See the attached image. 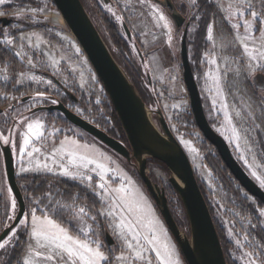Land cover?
I'll return each mask as SVG.
<instances>
[{
  "label": "rangeland",
  "instance_id": "obj_1",
  "mask_svg": "<svg viewBox=\"0 0 264 264\" xmlns=\"http://www.w3.org/2000/svg\"><path fill=\"white\" fill-rule=\"evenodd\" d=\"M85 1L91 8L90 0ZM173 1L178 9L180 7L185 12L183 14L179 9L186 17L184 25L180 28L176 26L171 10L158 0H97V4L102 14L118 22L121 30L123 22L130 27L132 38L129 39L131 48L129 55L136 60L139 67L141 66L144 75L142 85L155 98L152 106L159 105L162 108L173 133L187 152L195 174L211 192L214 201L222 205L217 216L229 242L227 247L232 259L239 264H249V256L246 253H252L253 264H262L264 248L251 236L249 225L254 223L250 215L242 214L239 209L227 202L237 201L241 192L250 203L257 206L256 197L249 194L239 182L235 185H240L241 190L225 194L226 191L219 187L216 175L204 159L202 145L206 144L211 151L216 147H211L199 127H194L193 122L196 121L183 78L181 41L184 28L188 29V20L195 15L198 5L203 8V4L209 3L206 16L198 21L195 27L197 31L189 38V42L193 43L188 49L189 59L209 117L227 140L242 166L259 185L264 187V84L257 78V74L264 73V57L252 59L249 55V52L256 55L257 50L264 51V41L261 39V30H264V2ZM249 3L252 7L248 6ZM253 11L257 12L256 17L251 15ZM0 12L7 14L5 17L16 20L11 27L27 26L17 34H7L0 38L19 63L16 66L0 62V82L12 85L9 90L0 88V107L5 109L4 116L2 114L0 117V148L7 145L4 143L6 137L10 141L8 144L11 145L14 155H17V176L39 173L67 178L81 185L87 192L95 193L99 202L94 213L85 211L75 219L72 218L74 215L69 217L86 236L79 237L47 211L44 214L40 213L39 210L43 208L45 211V207L31 197L29 219L23 220L25 223L28 222L29 228L20 263L26 264V261L32 259L33 264H58L56 260L44 259L48 252L37 247L35 238L31 235V214L35 213L38 217L42 216L41 218L47 216L54 219L70 234L86 240L91 247H99L107 258L106 247L112 252L116 251L111 264H157L146 249L138 247L127 230L120 227V219L123 217L129 219L130 216L134 220L144 215L143 211H129L128 204L121 197H126L128 203L135 207V204H141L135 199V197L138 199V190L144 189L149 195L146 186L138 179L134 165L83 129L67 122L58 111L39 110L32 115H28L26 111L25 116L15 117L17 113L29 107L50 102L51 94L65 97L64 89L56 83L57 80L78 98L77 101L65 100L76 113L96 125L108 128L117 136H122L110 98L60 11L53 0H5L0 4ZM161 16L165 19H161ZM245 21L249 22L250 28ZM209 27L212 28L211 39ZM122 32L126 34L124 27ZM192 41H195V46ZM245 43L248 46L247 51ZM127 63L132 69L128 61ZM148 73L151 75V81L148 79ZM48 74L53 75L55 80L52 76L48 77L50 76ZM31 94L38 99L27 103L22 101L15 106L16 110L10 111V108H7L17 97ZM154 117L156 118V115ZM11 121L15 122L13 126ZM37 122L42 126L39 129L35 127ZM28 124L34 125L33 133L36 135L29 133ZM26 133H29L31 139V144L27 146L24 144ZM82 156L94 159L96 163L86 164L81 160ZM148 162V174L165 189L172 212L180 218L185 226L183 229L189 233V226H186L184 220L185 211L169 181V173L155 162ZM100 163L118 173V177L112 174V178L115 179L113 181L119 180L118 185L109 182L107 169L95 166ZM81 165L84 167L83 170H78ZM64 168L70 173L84 175L85 179L63 176ZM94 175L100 178V184H105L104 189L98 188V179ZM88 177L92 179L89 180ZM121 188L126 191L121 193L119 191ZM98 189L102 195L98 194ZM16 207L6 175L4 155L0 150V233L2 227L15 217ZM80 207L84 208L83 204H75L73 212L77 213ZM157 211L159 212L158 209ZM257 212L262 215L264 221V206H258ZM106 232L115 239L112 246L106 242ZM127 243H132L133 248L129 249ZM37 251L41 253L40 256L35 255ZM137 251H142V257L136 256ZM121 256L125 259L118 260L117 258Z\"/></svg>",
  "mask_w": 264,
  "mask_h": 264
},
{
  "label": "water",
  "instance_id": "obj_2",
  "mask_svg": "<svg viewBox=\"0 0 264 264\" xmlns=\"http://www.w3.org/2000/svg\"><path fill=\"white\" fill-rule=\"evenodd\" d=\"M158 1L171 10L176 26L182 27L186 17L179 11L175 2L173 0ZM53 2L81 45L110 98L125 132L128 145L76 113L62 101L39 106L34 110H59L70 123L83 129L134 165L186 264H228L193 164L173 133L162 108L159 105L150 106L144 101L127 71L111 52L101 34L99 25L81 0H53ZM0 22L6 24L7 20L5 17H0ZM123 27L128 39H131L132 31L126 22H123ZM187 31L185 27L181 41V58L183 78L189 92L196 124L204 137L216 147L225 165L240 185L264 204V188L246 171L233 154L227 140L208 120L189 59ZM262 77L263 74H257L258 79ZM148 79L151 81L149 73ZM1 111L2 109L0 113ZM3 153L8 183L19 207L13 222L1 231L0 242L20 222L26 211L25 199L16 180L15 159L9 144L3 146ZM149 159L160 160L167 167L169 181L176 190L188 219L189 233L178 224L169 205L165 189L148 174ZM105 238L108 245L115 244V239L109 232H106Z\"/></svg>",
  "mask_w": 264,
  "mask_h": 264
},
{
  "label": "trees",
  "instance_id": "obj_3",
  "mask_svg": "<svg viewBox=\"0 0 264 264\" xmlns=\"http://www.w3.org/2000/svg\"><path fill=\"white\" fill-rule=\"evenodd\" d=\"M81 1L87 8L88 12L94 17L95 21L100 27V31H101V34L105 42L111 49V52L113 53L115 58L119 61V63L124 67V69L129 74L132 82L137 87L144 101L150 106L153 105L152 102L154 101L155 98H153L151 94L148 93L142 85V78L144 75H143L141 66L139 67L136 64V60L129 55V51L131 50L130 41L127 35L124 34V32H122L123 27L121 30V27L119 26L117 21H115L112 18L110 19L109 17L107 18L105 14H102V10L100 9V6L97 4V0H90V2L92 3L91 8L87 6L85 0H81ZM199 6L200 5H198V7L195 6L197 7V12H195V15H193L192 19L188 20V32H187L188 49H189V46L193 44L189 42V38H191L190 36L194 34V32L197 31L196 30L197 28L195 27L197 26L198 21H201L202 17L204 18L206 16L205 15L207 13L206 9L207 7H209V3L203 4L205 8L203 6H202L203 8ZM179 9L181 8L179 7ZM181 12L185 14V12H183L182 9H181ZM95 14L98 15L99 17L96 16ZM39 25H42V24H39ZM20 30L21 29H17L12 32L7 26L0 24V38H2L3 36L7 34L8 35L17 34ZM198 32H199V29H198ZM192 42H194V46H195V41H192ZM136 45L137 46L139 45L138 42L136 43ZM127 61L129 62L133 70L129 67ZM0 62L1 63L8 62L9 64H15V65L19 64L17 59L12 55L9 49L5 47V45L3 44L1 40H0ZM11 87H12L11 84H3L0 82V88L2 89L5 88L6 90H9ZM203 105H204L205 113L208 117L209 122L217 130V128L215 127L212 121V118H210L207 113V107L205 105L204 100H203ZM115 116L117 118V125L122 132L121 134L122 136H117L114 132H112L111 130H109L108 128L104 126H101V125L100 126L98 125V126L103 128L109 134L118 138L119 140L123 141L124 143L128 145V140L126 138L125 132L123 131V128L120 124V121L116 113H115ZM193 123H194V127L197 128L198 127L197 124L195 122ZM209 145L211 147H214V145L211 143H209ZM201 149L204 152L205 161L207 162L208 166L213 170L214 174L216 175L219 187L221 186V188H223L224 191H226L225 194H230L232 192L235 193L239 189L241 190L242 187L240 185L239 186L235 185V183L236 182L238 183V181L232 175L229 168L225 165L217 149H215L214 151H211L209 150V147L206 144H203ZM149 161L155 162L160 167H162L167 173H169L165 164L161 162L160 160L149 159ZM15 165H16V160H15ZM137 176H138V179L144 185L141 177L139 175ZM196 177L199 182L200 188L204 194V197L207 201V204L209 206L214 223L216 225L221 243L223 245L227 263L228 264H239L238 262L235 261V259H232V255H230L228 252L227 244L229 242L227 241V238L224 235L223 226L220 225L219 223L220 220L218 221L219 217L217 215L221 211L222 205L220 202L217 203L216 201H214L211 195V192L205 187L204 183L201 181V179L198 177L197 174H196ZM16 180L21 189L23 197L25 199L26 211L22 219L20 220V222L11 230L8 236L1 241L3 242L7 240L9 242L3 248H0V264H16V263L21 264L20 257L24 253V249L26 247V240H27L26 237H27L28 228H29L28 222L22 224L21 221H23L24 219L28 221L29 219L31 197L34 198V200L37 199L36 201L40 202L39 204H42V206L45 207V211H43V208L39 210L40 213L44 214L47 211L48 214H50L52 217H54L59 222L64 224L68 228L69 231L73 232L79 237H86L82 234V232H80V230H78L77 226L70 221L69 217L73 215L75 216L76 214L73 212L75 208V204H80V205L83 204L85 211L91 214L94 213L95 209L99 205V202L97 200L98 198L95 193L87 192L85 188H83L81 185L67 178H61V177H58L52 174H39L38 173V174L26 175L22 177L16 176ZM238 196H240L241 198L239 197V199L235 202L227 201L226 197H225V201H227L228 204L230 205H234L237 208V210L239 209V211L242 214L250 215L252 219V223H254L253 224L254 226L252 224L249 225L251 236L254 238V240L257 241L258 244H260L264 248V221L262 219V215L259 212H257L258 206H264V204L258 198H256L257 204H258L257 206L250 203V201H248V198L246 199V197L243 196L241 192L238 194ZM15 201L17 205L16 207V213H17L19 205H18V201L16 200V198H15ZM69 205H72V207H68ZM173 214L176 215L174 212ZM176 219H177L178 224L182 228H185L180 218L176 217ZM13 220L14 218L7 225H4L2 227V230L8 225H10L13 222ZM184 220H185L186 226L188 227L189 222H188V219L185 213H184ZM93 243L95 242L93 241ZM106 251H108V259L107 261H104L103 264H111V262L113 261L115 257L116 251L113 250L112 252L107 247H106Z\"/></svg>",
  "mask_w": 264,
  "mask_h": 264
},
{
  "label": "snow or ice",
  "instance_id": "obj_4",
  "mask_svg": "<svg viewBox=\"0 0 264 264\" xmlns=\"http://www.w3.org/2000/svg\"><path fill=\"white\" fill-rule=\"evenodd\" d=\"M5 0H0V4H3ZM264 2V0H262ZM249 7H252V5L249 3ZM0 15H4L3 12H0ZM253 17H256L258 14L257 12L253 11L251 13ZM119 19V17H118ZM161 19H165L163 16H161ZM245 24L251 27L248 21H245ZM236 27H239V25H236ZM209 39H211V32L212 28L209 27ZM261 39L264 41V30H261ZM245 50H248V46L245 43L244 44ZM249 55L252 57V59H256L258 56L264 57V51L257 50L256 55H253L252 52H249ZM239 115V113H237ZM37 129L42 127L38 122L35 125ZM33 124H28V130L29 133L36 135L33 133ZM29 133L25 134L24 144L25 146L31 144V139L29 138ZM42 135V133H41ZM39 138V136H37ZM4 143L8 144L10 141L5 137ZM26 150V149H25ZM35 151H39V149H34ZM31 155V153H28ZM81 160L85 161L86 164L90 163H96L94 159H90L87 156H82ZM86 166V165H85ZM97 167H103L101 164H97ZM22 171H26V169H22ZM64 174L65 175H71L69 170L67 168H64ZM89 180L92 179V177H88ZM100 188L104 189L105 184L101 183ZM121 193H124L126 190L124 188H121L119 190ZM125 200V203L128 204V210L129 211H142L140 208V205L137 203L135 204V207L131 203H128L126 197H121ZM68 207H72V205H69ZM85 213V209L83 207H80L78 209V212L76 213V216H73L72 218L75 219L80 214ZM110 214V213H109ZM95 219V217H93ZM22 224L25 223V221H21ZM31 224H32V237L35 238L36 246L44 249L46 252H48L47 255L44 256V259L46 261H53L56 260L58 264H78V262H82V264H102V262L107 261V257L104 255V253L100 250L99 247L93 248L90 246V244L77 236H74L69 233L67 229L61 226L60 223H57L54 219H51L47 216L41 218L35 215V213L31 214ZM121 229L125 227L124 223L122 222L120 225ZM127 230L132 233V237L134 240H137V246L141 247L139 245V238L135 232H133V226L131 224H128ZM83 231V229H81ZM123 234V233H122ZM15 235V234H13ZM247 238V237H246ZM9 241L5 240L3 242H0V248H3ZM149 244H157V240L149 239ZM31 247V245H30ZM127 247L129 249L133 248L132 243H127ZM50 250V251H49ZM162 253L159 251V248H157V255H161ZM36 256H40L41 253L37 251L35 253ZM170 255V254H169ZM247 256H249V264H253L252 260V253H246ZM136 256L138 258L142 257V251H137ZM118 260L125 259L123 256L118 257ZM26 264H33V260L29 259L26 261ZM165 264H174L173 261H171L168 256L165 257ZM262 264H264V260H262Z\"/></svg>",
  "mask_w": 264,
  "mask_h": 264
},
{
  "label": "crops",
  "instance_id": "obj_5",
  "mask_svg": "<svg viewBox=\"0 0 264 264\" xmlns=\"http://www.w3.org/2000/svg\"><path fill=\"white\" fill-rule=\"evenodd\" d=\"M38 19L42 21L41 18H38ZM100 164L103 165L102 168L104 170L107 169V166L104 163H100ZM17 165H18V161H17ZM95 166L97 167V164H95ZM83 168H84L83 165H81V167H78V170H83ZM107 171H108L107 176L109 177V182L112 184L118 185L120 183L119 180L113 181L114 178H112V174L113 176H117L118 173L113 171L111 167H108ZM59 174L61 173L59 172ZM63 176H70L71 178H76V179L78 178L81 180L85 179V177L83 178L84 175H76L75 173L73 174V172H71V175H63ZM94 176L97 177L98 179L97 185H98V188L101 189L100 188V178L96 175ZM98 194L102 195L100 191ZM137 195H138V199L137 197H135V199L141 203L140 207L143 211V214L146 217H144L143 215V216H139L138 218H135L134 220L132 217L130 218V216H129V219H127L126 217H123L122 219H120V221L121 223L122 222L124 223L125 230H127L128 224H131L133 226V232H135L139 238V245L146 249V251L152 257V260L155 261L157 264H165L166 256H168V258L171 261H173L174 264H186V261L183 255L181 254V251L179 250L165 221L162 219L161 215L157 211L155 204L153 203V200L151 199V197L147 194V192L144 189L138 190ZM108 206L113 210V208L110 205ZM127 232L132 237V233L129 232L128 230ZM149 239L157 240L158 243L149 244L148 243ZM135 241L137 243V240ZM157 248H159V251L162 253L159 256L157 255ZM27 253L25 254V257L27 256Z\"/></svg>",
  "mask_w": 264,
  "mask_h": 264
},
{
  "label": "flooded vegetation",
  "instance_id": "obj_6",
  "mask_svg": "<svg viewBox=\"0 0 264 264\" xmlns=\"http://www.w3.org/2000/svg\"><path fill=\"white\" fill-rule=\"evenodd\" d=\"M9 15V14H8ZM5 16H7V14H5V15H3V16H0V17H5ZM5 19L7 20V23L6 24H3V22H0V24H3L4 26H7L12 32L13 31H15V30H17V29H21L22 30V28H27V26H25V25H20L19 27L17 26H15V27H11V25L16 21L14 18H12V17H5ZM20 30V31H21ZM19 31V32H20ZM188 32V31H187ZM14 65V64H13ZM17 66V65H16ZM48 75H50V76H48V77H53V75H51V74H48ZM53 79L55 80V78L53 77ZM259 81H260V83L261 84H264V73H263V77L261 78V79H258ZM56 81V83L57 84H59L61 87H62V89H64V94L66 95L65 97L64 96H58V95H53V94H51V101L50 102H48V103H44V104H42V103H40L39 105H35V106H32V107H29L27 110H23L22 112H20V113H17L16 114V118L17 117H23V116H25V114L27 113L28 115H32L33 113H35V112H37V111H39V110H34L35 108H37V107H39V106H46V105H50V104H55V103H57L58 101H62L63 103H65L66 105H67V103H66V101L65 100H67V101H69V100H71V101H77V97L76 96H74V94L67 88V87H65V86H63L61 83H59V81H57V80H55ZM34 99H38L37 97H33V95L31 94V95H22V96H19V97H17V99L14 101V103H12V104H8V106H7V108H10V111L11 110H16V108H15V106L16 105H19L22 101L23 102H25V103H27V102H30V101H32V100H34ZM68 106V105H67ZM73 111H74V109H73V107L72 106H69ZM0 109H2V111H1V113H0V117L2 116V114H3V116H4V108L3 107H0ZM42 110H46V109H42ZM27 111V112H26ZM47 111H58V112H60L59 110H47ZM60 114H61V117L64 119L65 118V116L60 112ZM81 115V114H80ZM66 119V118H65ZM68 121V120H67ZM69 122V121H68ZM2 123H3V119H2ZM14 123L15 122H12L11 121V126H13L14 125ZM10 145V144H9ZM3 146L4 145H2L1 146V148H0V150L2 151V154L4 155V153H3ZM11 146V145H10ZM12 148V147H11ZM12 152H13V150H12ZM13 156H14V159L16 160V165H17V155H14V153H13ZM4 164H5V160H4Z\"/></svg>",
  "mask_w": 264,
  "mask_h": 264
}]
</instances>
